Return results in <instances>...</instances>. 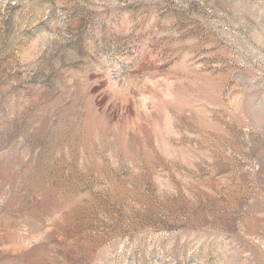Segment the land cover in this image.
<instances>
[{
    "label": "rangeland",
    "instance_id": "rangeland-1",
    "mask_svg": "<svg viewBox=\"0 0 264 264\" xmlns=\"http://www.w3.org/2000/svg\"><path fill=\"white\" fill-rule=\"evenodd\" d=\"M0 264H264V0H0Z\"/></svg>",
    "mask_w": 264,
    "mask_h": 264
}]
</instances>
